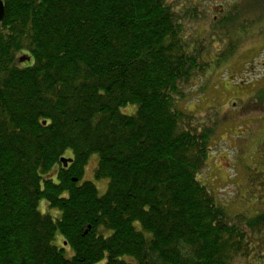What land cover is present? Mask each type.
<instances>
[{
    "label": "trees",
    "instance_id": "16d2710c",
    "mask_svg": "<svg viewBox=\"0 0 264 264\" xmlns=\"http://www.w3.org/2000/svg\"><path fill=\"white\" fill-rule=\"evenodd\" d=\"M3 1L0 264H264V210L229 216L200 182L214 130L179 107L221 59L189 27L206 12L178 0ZM94 155L103 196L84 181Z\"/></svg>",
    "mask_w": 264,
    "mask_h": 264
},
{
    "label": "rangeland",
    "instance_id": "374dc122",
    "mask_svg": "<svg viewBox=\"0 0 264 264\" xmlns=\"http://www.w3.org/2000/svg\"><path fill=\"white\" fill-rule=\"evenodd\" d=\"M178 1L182 6L193 2L200 13L206 12L189 27L202 34L200 41L207 43L211 58H221L191 80L185 87L187 97L179 104L201 126L214 130L199 180L226 204L229 216L252 217L264 210V0ZM136 110L128 106L121 112L131 115ZM97 160L96 155L91 158L84 181L93 182L103 196L110 181L96 180ZM40 209L55 217L60 214L46 201H41ZM55 244L65 249L67 258L73 257L60 234Z\"/></svg>",
    "mask_w": 264,
    "mask_h": 264
},
{
    "label": "water",
    "instance_id": "95a60500",
    "mask_svg": "<svg viewBox=\"0 0 264 264\" xmlns=\"http://www.w3.org/2000/svg\"><path fill=\"white\" fill-rule=\"evenodd\" d=\"M5 16V4L3 0H0V24L2 23L3 19ZM30 60V59H28ZM22 63L27 61L26 58H22L20 60ZM73 162V159H67V158H63L61 159V163L63 164L64 167H67L69 163ZM67 245V243L65 244Z\"/></svg>",
    "mask_w": 264,
    "mask_h": 264
}]
</instances>
